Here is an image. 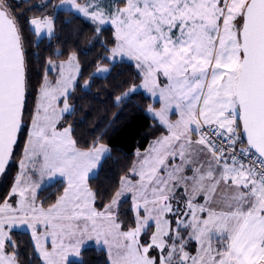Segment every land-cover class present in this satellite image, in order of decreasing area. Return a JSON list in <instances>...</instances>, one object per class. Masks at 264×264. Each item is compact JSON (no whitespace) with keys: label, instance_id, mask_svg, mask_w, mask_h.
Listing matches in <instances>:
<instances>
[{"label":"snow or ice","instance_id":"snow-or-ice-1","mask_svg":"<svg viewBox=\"0 0 264 264\" xmlns=\"http://www.w3.org/2000/svg\"><path fill=\"white\" fill-rule=\"evenodd\" d=\"M0 264H264V0H0Z\"/></svg>","mask_w":264,"mask_h":264},{"label":"trees","instance_id":"trees-1","mask_svg":"<svg viewBox=\"0 0 264 264\" xmlns=\"http://www.w3.org/2000/svg\"><path fill=\"white\" fill-rule=\"evenodd\" d=\"M137 139H139V137H137ZM145 144H146V141H145Z\"/></svg>","mask_w":264,"mask_h":264}]
</instances>
